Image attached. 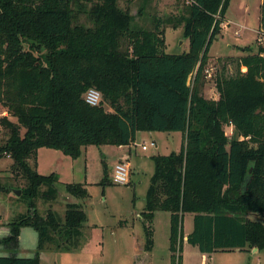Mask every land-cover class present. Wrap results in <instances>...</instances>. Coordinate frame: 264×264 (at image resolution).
<instances>
[{
	"label": "trees",
	"instance_id": "16d2710c",
	"mask_svg": "<svg viewBox=\"0 0 264 264\" xmlns=\"http://www.w3.org/2000/svg\"><path fill=\"white\" fill-rule=\"evenodd\" d=\"M135 1L0 0V107L7 113L0 117V158L12 159L27 204L0 245L14 252L22 227L38 233L33 257L12 253L0 264H41L46 248L72 251L83 237L88 216L81 204L68 203L63 221L51 208L37 210L39 199L58 196L57 174L37 170L40 149L77 159L88 145H130L138 132L182 134L178 151L152 156L141 213L146 251L158 211L170 213L171 264H183L188 213L194 227L186 241L202 253L264 249V46L231 60L232 74L224 64L214 76L219 97L209 99L202 93L209 52L230 0H185L182 12L154 16L150 28L136 25ZM138 1L141 15L153 0ZM168 24L183 28L187 52L166 51ZM260 29L264 34V0ZM91 89L101 94L97 105L86 101ZM65 189L89 197L84 184Z\"/></svg>",
	"mask_w": 264,
	"mask_h": 264
},
{
	"label": "rangeland",
	"instance_id": "374dc122",
	"mask_svg": "<svg viewBox=\"0 0 264 264\" xmlns=\"http://www.w3.org/2000/svg\"><path fill=\"white\" fill-rule=\"evenodd\" d=\"M185 2L153 0L147 4L143 14L138 15L141 2L137 0L131 5V13L135 15L138 27L150 28L154 16L164 19L176 15L182 12ZM261 4L262 0H230L222 23V33L210 49L212 56L208 59L207 75L202 89L205 97L218 98L214 76L221 73L224 64L228 73L232 74L236 66L231 60L236 61L264 46V35L260 29ZM165 39L167 52L183 53L189 50V40L183 37L182 27L173 28L168 24ZM233 43L238 45L232 46ZM106 108L109 109L108 106ZM6 114L0 107V117ZM11 119L15 121V118ZM226 133L233 137L234 128L227 127ZM2 136L0 128V138ZM152 142H156L158 147ZM181 142L180 132H139L134 142L136 144L121 147L88 145L83 148L82 155L77 159L65 155L60 150H40L36 160L37 170L45 175L52 172L57 174L58 196L52 203L39 199L36 202L38 212L45 215L51 208L63 221L67 204L79 203L88 216L83 228V237L77 248L57 252L48 247L49 249L46 248L41 253L42 264H145L142 251L138 252L135 246L145 251L148 244L145 223L140 214L145 210V198L154 172L152 156L178 151ZM142 145H146L147 150H143ZM122 162L130 165L128 184H117L113 180L114 168ZM30 163L34 166L35 159ZM11 164V158H0V186L3 188L0 190V227L8 226L7 224L19 214L27 212L26 201L15 193L16 190H21L24 184L13 174ZM67 183L84 184L89 197L77 199L68 195L65 189ZM193 217V214L185 215V232H192ZM154 227V245L147 258V264H171L170 213L158 211ZM32 233L33 238L26 237L23 242L24 248L29 249L25 256L34 255L36 249L37 235H34L33 230ZM183 264H264V249L256 255L250 250L216 251L206 254L197 246L186 242Z\"/></svg>",
	"mask_w": 264,
	"mask_h": 264
},
{
	"label": "crops",
	"instance_id": "0c3cea01",
	"mask_svg": "<svg viewBox=\"0 0 264 264\" xmlns=\"http://www.w3.org/2000/svg\"><path fill=\"white\" fill-rule=\"evenodd\" d=\"M224 26V25H223ZM233 45H238V44H236V43H233L232 44V46ZM229 46L231 47V45L229 44ZM234 46V47H235ZM209 56H212L211 54H210V52H209ZM219 97V96H218ZM214 99H218V98H214ZM109 110H111L110 108H109ZM233 127V126H232ZM141 133H146V132H141ZM147 133H149V132H147ZM151 134V133H150ZM181 134V133H180ZM139 136V132L137 133V136H136V139H137V137ZM181 137H182V134H181ZM134 142H136V140L134 141ZM133 144H136V143H133ZM157 144V143H156ZM157 147H158V145H157ZM156 147V148H157ZM42 149H45V148H42ZM42 149H40V150H42ZM39 150V151H40ZM147 150V149H146ZM131 171V170H130ZM140 217H141V214H140ZM157 217V213H156V215H155V218ZM184 222H185V219H184ZM154 224H155V219H154ZM8 225V224H7ZM32 230L34 231V235L36 236L37 235V242H38V233H37V231L35 230V229H33V228H31V227H22L21 228V231H20V237H19V245H18V248L14 251V252H9V251H7L6 249H5V247L4 246H2V245H0V256H9V255H11L12 253H14V254H16L18 257H33L34 255H35V252H36V249H35V252H34V255H32V256H25L26 254H28V248H24V241H25V238L26 237H30L31 238V236L33 235V233H32ZM184 233H185V242H184V251H185V243L187 242L186 241V239H187V235L189 234L188 232H185L184 231ZM10 234V228H9V226H1L0 227V239H2V238H4V237H7L8 235ZM154 235H155V227H154ZM32 238H33V236H32ZM170 247V246H169ZM36 248H37V243H36ZM153 248V247H152ZM135 249L139 252V251H142V257H143V261H144V263L145 264H147V258L149 257V253L152 251V249L151 250H149V251H144V250H142L141 248H139V246H135ZM184 251H183V262H184ZM235 251H241V250H239V249H236ZM251 251V253H254L255 255L260 251L258 248H253V249H251L250 250ZM25 254V255H24ZM41 264H42V257H41Z\"/></svg>",
	"mask_w": 264,
	"mask_h": 264
},
{
	"label": "built area",
	"instance_id": "2783aa9c",
	"mask_svg": "<svg viewBox=\"0 0 264 264\" xmlns=\"http://www.w3.org/2000/svg\"><path fill=\"white\" fill-rule=\"evenodd\" d=\"M100 100L101 94L95 89L89 90L86 94V101L91 105L99 104ZM152 144L157 146L156 142H152ZM142 149L146 150L147 146L142 145ZM113 180L117 184H128L130 180V165L125 162L118 163L114 168Z\"/></svg>",
	"mask_w": 264,
	"mask_h": 264
},
{
	"label": "water",
	"instance_id": "95a60500",
	"mask_svg": "<svg viewBox=\"0 0 264 264\" xmlns=\"http://www.w3.org/2000/svg\"><path fill=\"white\" fill-rule=\"evenodd\" d=\"M15 193H16L17 195H20V194H21V191H20V190H16Z\"/></svg>",
	"mask_w": 264,
	"mask_h": 264
}]
</instances>
